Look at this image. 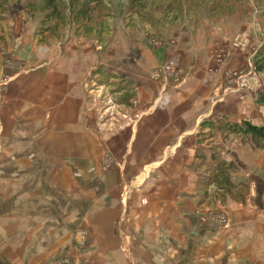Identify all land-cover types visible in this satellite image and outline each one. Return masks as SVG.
I'll return each instance as SVG.
<instances>
[{
  "label": "rangeland",
  "instance_id": "rangeland-1",
  "mask_svg": "<svg viewBox=\"0 0 264 264\" xmlns=\"http://www.w3.org/2000/svg\"><path fill=\"white\" fill-rule=\"evenodd\" d=\"M55 1L56 14L47 0H0V264H101L107 210L116 213L137 179V165L115 158L125 143L112 142L140 102L133 81L166 87L169 108L170 86L199 60L213 79L203 104L219 110L193 133L206 160L190 169L207 204L199 216L226 226L215 206L244 203L256 179L264 184V150L208 122L264 125V0H91L92 16L80 18L84 0L75 12ZM215 158L233 164L232 195L208 182Z\"/></svg>",
  "mask_w": 264,
  "mask_h": 264
},
{
  "label": "crops",
  "instance_id": "crops-1",
  "mask_svg": "<svg viewBox=\"0 0 264 264\" xmlns=\"http://www.w3.org/2000/svg\"><path fill=\"white\" fill-rule=\"evenodd\" d=\"M198 62L192 77L178 88L170 86L169 102L174 98L177 103L169 108L161 94L166 87L158 88L149 78L133 81L140 102L128 129L113 134L112 142L125 143L124 152L119 155L114 148V155L129 160L127 168L137 165L131 172L137 179L116 213L107 210L101 264L113 259L115 264H264V184L259 179L244 203L216 204L215 212L222 207L228 216L226 226L199 216L207 204L197 173L190 169L197 147L193 133L219 108L203 104V85L210 89L213 79L203 60ZM144 198L146 203L141 202ZM125 234L131 243L124 244Z\"/></svg>",
  "mask_w": 264,
  "mask_h": 264
},
{
  "label": "trees",
  "instance_id": "trees-1",
  "mask_svg": "<svg viewBox=\"0 0 264 264\" xmlns=\"http://www.w3.org/2000/svg\"><path fill=\"white\" fill-rule=\"evenodd\" d=\"M82 1V0H81ZM93 1V0H92ZM100 0H96L97 4H99ZM79 2V0H70L69 3V9L73 12H75V6ZM91 0H84L83 3L81 2V7L76 9V17H87L92 16L90 7ZM46 9H52L51 13H57L60 12V5L55 0H47L46 2ZM79 4V3H78ZM77 4V5H78ZM87 4V5H85ZM139 8V7H138ZM62 11V10H61ZM138 12L140 10L138 9ZM256 66L258 71L264 72V52H262L261 56L256 62ZM260 101L264 105V92L260 94ZM209 125H212L213 129L220 133L221 135L227 137L228 135H243L249 139V141L257 148L264 150V125H258L254 124L249 120H242L241 123H235L229 121L227 118H222L216 121L215 124H212V122H208ZM203 127L205 126V123L202 124ZM215 125V126H213ZM210 127V126H209ZM195 159L205 161L206 157L205 154H199V152H196ZM214 157L211 156V163H213ZM215 164L214 168L211 172V174L208 176V182L211 184L217 185L220 190H225L229 194L232 195V191L234 188H236V185L232 183L230 174L233 168V164H226L224 160H219L215 158Z\"/></svg>",
  "mask_w": 264,
  "mask_h": 264
}]
</instances>
